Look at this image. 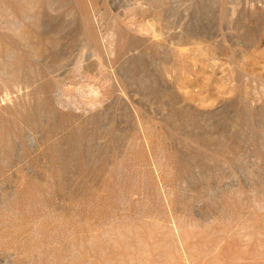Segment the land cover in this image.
<instances>
[{"label":"rangeland","instance_id":"rangeland-1","mask_svg":"<svg viewBox=\"0 0 264 264\" xmlns=\"http://www.w3.org/2000/svg\"><path fill=\"white\" fill-rule=\"evenodd\" d=\"M0 264H264V0H0Z\"/></svg>","mask_w":264,"mask_h":264},{"label":"bare ground","instance_id":"bare-ground-1","mask_svg":"<svg viewBox=\"0 0 264 264\" xmlns=\"http://www.w3.org/2000/svg\"><path fill=\"white\" fill-rule=\"evenodd\" d=\"M41 85H42V84H41ZM44 100H45V99H44ZM32 109H33V108H32ZM35 109H37V108H34V110H35ZM34 110H32V111L34 112ZM29 111H30V109H29ZM30 112H31V111H30ZM33 112H32V113H33ZM28 113H29V112H28ZM28 113H27V114H28ZM24 115H25V114H24ZM33 115H34V114H33ZM35 115H37V114H35ZM38 116H39V115H38ZM75 118H76V115H75ZM36 119H37V118H36ZM28 124H29V123H28ZM34 124H35V122H34ZM57 128H58V127H57ZM52 129H53V127H52ZM57 130H58V129H57ZM47 131H48V130H47ZM52 133H54V132L52 131ZM59 138H60V137H59ZM55 139L57 140V138H55ZM55 142H56V141H55ZM53 144H54V143H53ZM53 144H52V145H53ZM55 146H56V145H55ZM75 148H76V147H75ZM46 150H47V149H46ZM44 151H45V150H44ZM57 151H58V150H57ZM58 153H59V152H58ZM58 156H59V154H58ZM35 157H36V156H35ZM71 161H72V160H71ZM70 164H71V163H70ZM58 174H59V173H58Z\"/></svg>","mask_w":264,"mask_h":264}]
</instances>
